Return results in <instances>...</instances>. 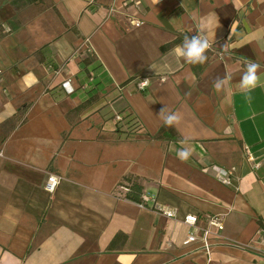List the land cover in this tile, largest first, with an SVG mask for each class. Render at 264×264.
I'll return each mask as SVG.
<instances>
[{
  "label": "crops",
  "instance_id": "obj_1",
  "mask_svg": "<svg viewBox=\"0 0 264 264\" xmlns=\"http://www.w3.org/2000/svg\"><path fill=\"white\" fill-rule=\"evenodd\" d=\"M201 26L208 61L188 64L175 49ZM249 61L264 81V0H0V264H264V86L239 91ZM164 107L182 116L177 138L154 136ZM189 212L222 218L208 252L185 241Z\"/></svg>",
  "mask_w": 264,
  "mask_h": 264
},
{
  "label": "clouds",
  "instance_id": "obj_2",
  "mask_svg": "<svg viewBox=\"0 0 264 264\" xmlns=\"http://www.w3.org/2000/svg\"><path fill=\"white\" fill-rule=\"evenodd\" d=\"M212 43L205 34V28L201 26L196 34L185 36L183 43L175 49L176 54L188 64L203 65L208 61V51L211 49ZM227 51V46H224ZM260 64L255 61L246 63L245 69L241 73L239 80V91L246 96L257 87L264 86V81L261 80ZM227 80L224 78H216L213 81V88L216 92H222L226 89ZM159 115L166 126H178L182 121V116L179 112L169 111L168 107L161 109ZM181 147L174 149L176 156L182 162H187L193 155V149L188 143V138L181 140Z\"/></svg>",
  "mask_w": 264,
  "mask_h": 264
},
{
  "label": "built area",
  "instance_id": "obj_3",
  "mask_svg": "<svg viewBox=\"0 0 264 264\" xmlns=\"http://www.w3.org/2000/svg\"><path fill=\"white\" fill-rule=\"evenodd\" d=\"M132 22L137 23L138 21H135L134 19ZM147 79L142 78L137 82V86L139 88H142L146 85ZM62 85L66 88L69 89V81L64 80L62 81ZM117 119H122L121 114H116ZM217 178L225 184L230 183V171L229 169H226L224 167L217 166ZM59 181V176L54 174V173H49L46 181H45V187L48 188L49 190H52L55 185ZM124 190L127 189L126 184L121 185ZM146 200V196L142 194V201L139 202L140 205H144ZM162 211L164 214L168 216H175L174 209L171 207H164L162 208ZM197 219L198 215L193 212L186 213L183 217V221H185L190 228L188 229L185 237V241L187 242H193V241H198L199 242V247L203 248L206 252L210 250V246L212 245V241L209 238V232H210V226L216 227L217 230L222 229L223 227V221L220 215L218 214H209L205 217V224L202 226L197 225Z\"/></svg>",
  "mask_w": 264,
  "mask_h": 264
},
{
  "label": "trees",
  "instance_id": "obj_4",
  "mask_svg": "<svg viewBox=\"0 0 264 264\" xmlns=\"http://www.w3.org/2000/svg\"><path fill=\"white\" fill-rule=\"evenodd\" d=\"M173 41H175V39ZM173 41H170L164 44L163 46L168 47L172 44ZM125 116L128 117L127 122L129 120H132L131 124H135L137 122L135 120V116L131 113H127ZM154 136L158 138H177L176 130L173 128V126L169 127L166 126L164 123L160 126ZM122 181L127 186V189L125 190V196L137 202L142 201V184L134 177V175L126 174Z\"/></svg>",
  "mask_w": 264,
  "mask_h": 264
}]
</instances>
